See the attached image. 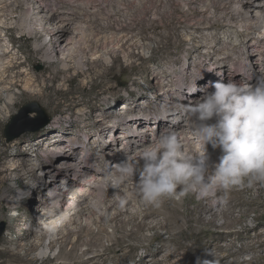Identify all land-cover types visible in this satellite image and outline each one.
<instances>
[{
    "label": "rangeland",
    "instance_id": "rangeland-1",
    "mask_svg": "<svg viewBox=\"0 0 264 264\" xmlns=\"http://www.w3.org/2000/svg\"><path fill=\"white\" fill-rule=\"evenodd\" d=\"M55 1H60L67 5V8L77 12L75 3L80 0ZM176 1L178 4L181 3L175 13L178 21L176 20L177 22L175 21L169 26L168 31L164 30V34L167 36L166 43L168 42L169 46L167 45L164 52H160L161 54L154 51L157 44L152 24L148 21L144 25H139L138 22L132 21L133 15L136 13V6L119 7L117 9L121 12L118 13L115 4L109 0L106 6L102 5L98 10L93 9L94 4H91L89 10L86 8L82 12L80 10L78 16L82 15L84 24L87 23L90 32L96 30L101 37L108 34L110 37L118 36L119 38L127 36V39L120 42L118 46H124L121 48L124 52L120 55L122 58L112 59L109 63H105L104 59L95 62L93 58L92 36L91 41L87 43L88 49L76 50L72 54V58L69 57V61L72 60V63L68 71H63L62 64L65 60L57 57V51L62 53L59 47L61 43L54 42L57 41L54 36L65 37V34L59 33L57 28L53 27L52 32L47 33L32 24L35 32L33 35H23L15 27L7 26V28L0 29L1 43L9 46L13 51L11 56H15L18 61L17 67L12 73L13 77L8 84L0 85V222L7 224L6 232L0 240V251H5L3 256L0 255V264H264V182H254L252 187H234L226 193L217 190L213 196L206 198H198L196 194H188L179 199L170 198L176 203L181 215L172 216V219L168 218L170 225L167 226L163 215L165 209L161 208L162 214L145 219L144 222L148 225L142 230H138L133 224L125 225V222L129 221L131 213L139 214L142 217L148 208L143 206L144 203L133 186L130 187V190L138 194L139 197L136 199L137 201L135 200L138 205L134 208L131 207L129 213L125 212L126 205L122 203L110 212L107 211V205L111 204V201L121 202L124 198L123 191L117 188L113 191L114 194L110 198V202L101 207V213L92 215L86 210L85 216H76L72 222L67 220L66 223L60 224L56 238L52 237V234H46V225L39 216V212L42 211V208H39L43 204L45 194L43 188L37 187L38 185L40 187L42 175L45 174L41 172V169L48 167L46 164L54 158L50 153L49 144L64 138V141L60 142L64 147L62 151L74 153V156H69L72 157L71 162L76 167L68 172L70 176L65 177L67 173L60 176V181L66 182L64 178H67L68 181L71 175L76 178L80 172L81 167L78 164L82 160L80 156L82 158L87 156L92 162L95 157L93 154L97 155L101 149L107 146L109 150L114 149L115 152L123 151L126 148L127 142L122 137L126 135L127 126L124 128L118 117L139 118L143 121L142 127L145 128V133L147 132L150 136L159 134V125H155L154 114L163 111L167 106L168 100L171 99H168V96H163V93L172 89L177 81V78H174L168 85L166 84L167 86L163 87L165 78L157 77L159 72L165 71L167 74H171L176 70L180 74L182 69L186 70L190 65L191 68L188 70L195 78L188 80L187 83L193 85V89L200 94H203L200 89L206 88L205 85L221 80L225 82V79H222L223 72L213 75L206 72L203 78L198 79L199 72L215 68L213 65L216 58L214 57L213 60H209L198 68L193 62L198 61V54L190 52V49L191 46L198 44L202 46L201 53L205 54L210 47L206 44L207 40L205 39L212 38L217 33L224 31L215 28L206 31L204 25L195 26L196 21H200L201 24L214 23L217 18L221 17L225 22L228 18L227 14L230 17L233 12L231 10L224 13L215 11L205 6V3L195 0ZM226 3L229 1L227 0ZM262 4L264 6V0ZM202 9L209 11L202 15L200 12L203 11ZM161 10L163 8L160 9V12ZM196 11L198 13L194 14ZM151 19H155L153 13L149 15V20ZM73 20H77L76 15L73 16ZM246 20V18H240L230 28H226L228 30L226 34L222 33V38L225 37L224 40H226L225 43L232 40H228V37H232L233 32H243L244 28L241 27L248 24ZM166 23H170L168 19H166ZM169 34L170 36H168ZM50 35L54 39L51 43L47 42L46 48L55 53L56 58L54 63H43V51L36 52L35 45L43 43L44 40L48 41L51 39ZM252 35L250 38H234V43L243 46L244 49L242 50L244 57L238 55L235 56L236 59L241 58L242 61H246L248 49L244 45L248 41L255 43ZM260 45L264 54V43H260ZM222 48L224 49L223 53L228 51L225 45H222ZM254 48L251 46L249 51L252 52ZM245 54H247L246 57ZM263 57L256 55L253 61L254 66L257 67L255 64ZM80 58L84 59L86 67L78 75L80 71L76 69L74 62ZM23 70H29L35 77L36 81L29 87L25 85ZM102 73H108V78L103 79ZM211 76L212 78H210ZM47 84L53 89L45 90ZM199 85L201 86L199 87ZM8 94H11L14 99V103L9 105L10 109L6 108L9 104ZM180 100L183 98L172 100L175 108ZM184 101L187 99L184 98ZM32 103L41 106L49 123L36 132L26 133L16 139L18 145H13L14 141L7 142L5 138L7 126L24 107ZM152 112L153 115H151ZM108 114L113 115L109 119V121L112 120L110 125L118 127L114 134L110 131L105 134L100 133L104 127L105 115ZM37 116V113H30L27 116V121H34ZM33 121L29 123L32 124ZM18 128L16 129L18 130ZM52 136L53 138L50 139L49 137ZM115 136L117 142L110 146L109 143L115 139ZM40 140L44 143L36 148L35 144ZM185 145L188 147L190 144L184 143ZM192 145L189 146L191 149L185 147L189 153L195 155L202 151L201 144L196 145L195 149ZM59 154L61 153L58 152ZM58 155L55 156L58 157ZM207 155L211 165L218 162L220 151L219 149L214 150L208 145ZM20 156L23 160L12 167L14 159ZM27 158H33L32 162L38 164L35 172L27 167L28 164H25ZM93 160L95 162V159ZM116 164L118 163L112 161L108 166L106 163H102L100 166L103 170L106 167L109 170ZM48 165L50 164L48 163ZM124 191L126 192V190ZM222 200H226V204H222ZM69 203L64 205L63 211L71 209ZM55 205L49 202L47 210L42 214L53 211ZM132 205L134 206V204ZM118 209L125 212L120 220L109 223L101 220V217L108 218L111 214L117 213ZM189 211L192 212L190 218ZM86 217L89 221L86 220ZM16 218H19V221ZM133 230L135 232L131 236L130 233ZM53 239L56 241L52 243ZM39 248L49 250L46 257H38L41 251ZM206 250L210 256L207 259L202 256ZM94 258L95 261H93Z\"/></svg>",
    "mask_w": 264,
    "mask_h": 264
},
{
    "label": "bare ground",
    "instance_id": "bare-ground-1",
    "mask_svg": "<svg viewBox=\"0 0 264 264\" xmlns=\"http://www.w3.org/2000/svg\"><path fill=\"white\" fill-rule=\"evenodd\" d=\"M195 1L203 2L205 3V6L209 7V9H214L215 11L224 13V12H227L228 10H231L233 12L230 15V17L227 14L228 18L225 22L222 21L221 17L219 19L217 18L216 22L214 23L205 22L201 24L200 21L199 22L196 21L195 26L204 25L205 26L204 29L206 28V31L212 30L214 28L219 31L224 30L223 32L217 33L212 38L205 39L207 40L206 44L210 46L209 51L205 52V54L201 53L200 51L202 49L201 45L195 44L191 46L190 52H194L198 54L197 56L198 61H193L195 62L194 65H196V67L198 68L199 66L205 65V63H207L209 60L210 61L213 60L214 57L216 58V61L213 65V67L215 68H213V70L212 68H210V69H207L206 71L199 72L198 78L201 76V74L203 78L206 72L211 73V75H213L214 73L223 72L224 75L222 79H225V82H227L228 80H235L236 82L241 83V84H245V83L254 84L258 76L264 75V57H263L264 54L262 51V47L260 45V43L261 44L264 43V6H262L263 0L262 1L261 0H228L229 3H226L227 0H195ZM107 2H109V0H105V1L87 0V2H85V0H80L75 3L77 7V12H76V10H73V9L71 10V8H67V5H64L60 1H55V0H50L49 2L46 0H0V29L7 28V26L11 28L15 27L23 35H26V34L33 35L35 32L32 27V24H35L39 28H42V30L44 32L47 31V33L52 32L53 27L57 28V30L60 31L59 33L62 32L65 34V37H61V38H58L57 35L56 37L54 36V38L57 39V41H54V42L61 43V44L59 43L60 44L59 47L62 53H58L57 51V57L59 56L61 57L62 60H65V62L63 61V64H62L63 71H68L71 68L72 60L69 61L70 59L69 57H71L72 54L76 52V50L81 51L82 49L89 48V45H87V43L91 41L92 36H93V41L91 44V50L93 51L92 54H93V58L95 62H98L99 60L104 59L105 63H109L110 60L112 59H117V60L120 59L121 57L120 55H122L121 53L123 52L121 48H123L124 46L122 47H118V46L120 42H123L125 39H127V36H123L119 38L118 36L110 37L108 34H105L103 37H101L100 33H98V31L96 30H94L93 32H90V29L88 28L87 23H86L87 26L84 24L82 15L78 16L80 10L81 12L85 8L89 10L91 4H94L93 9L98 10L100 6L102 5L106 6ZM112 2L116 6V7L114 6L116 8V11H119L118 13L121 12L120 10H118L119 7L136 6V13L135 15H133L132 21L138 22L139 25H144L145 22L149 21L152 24L154 28V32H155V42L157 44V47L154 48L155 49L154 51L157 53L164 52V50L167 48V45H168V42L166 43L167 36L164 34V30L168 31L169 26L174 24L176 20L178 21V18L175 16V13L178 11L179 4L181 3L178 4L176 0H112ZM114 7H113V10H115ZM161 8H163V10H161L160 12ZM202 10L203 11H200L202 15H205L204 13L207 14L209 11L205 9H202ZM190 11L192 10L190 9ZM152 13L155 19L149 20V15ZM195 13H198V11L194 12V14ZM16 14H18V16H15ZM186 14L189 15L188 13ZM250 14H251V17H250ZM74 15L77 16L76 21L73 20ZM99 16H100V13H99ZM240 18H246L247 19L246 22L248 21V24H246V26L244 27L243 26L241 27V28H244V30L242 29L243 32H236V33L233 32L231 34L232 37H228V40L229 39L230 40L232 39V40L230 42L227 41L229 43H225L224 41L226 40H224L225 37L222 38V33L226 34V32L228 31L226 28H230L231 25L235 24L236 21ZM166 19H168L170 23H166ZM238 24L240 25V23ZM251 35L254 37L255 43H250L249 41L245 43L244 47L248 49V52H247L248 56L247 54H245V57L247 56L246 61H242L241 58L236 59L235 56L244 55V52L242 51L244 49H243V46H239L237 43H236L237 45L234 43V38H237V39L238 38L241 39L243 37L250 38ZM168 36H170V34ZM54 38L51 37V41H53ZM47 42H48L47 40H44L43 43L36 44L35 51L36 52L43 51V56H42L43 63H47V62L54 63L56 54L51 52L50 49L46 48ZM183 42H186V40H183ZM207 45H204V46H207ZM222 45H225V48H228V51H226L225 53H223L224 46L222 48ZM111 46H117L118 48L117 47L112 48ZM251 46H254L256 48V51L254 48V50L250 52L249 48ZM206 48L208 49V47ZM12 52L13 51L9 48V46L7 47L6 45H3L0 40V85L8 84L9 80H11V78L13 77V74H12L13 70H15L17 67L18 61L15 56H11L13 55ZM256 55L261 56V58L263 57L262 60H260L259 62H257V64H255L257 65V67L254 66V63H253ZM74 64L76 65V69L80 71V73L78 74L80 75L86 67L84 59L80 58L79 60L74 62ZM190 68L191 66L189 65L188 69ZM188 69L186 70L182 69V72H180V74L176 70L174 72L172 71L171 74H167V72L165 71H161V73L159 72V75H157V77L161 76V78H165V84H163V87L166 84L168 85L174 78H177L176 79L177 81H175L176 83L173 85L172 89L168 88L169 90L167 91L165 89L166 92L163 93V96H168L167 98L171 100H168L169 103L163 109V111H160L154 114V120H156L155 125H159L158 127L159 132L164 128H171L177 131L179 137L182 139L184 143L186 144L188 143L190 145L193 144L192 146L194 148L196 145H200V144L196 141L194 137L192 124L190 120L187 118V116L185 115L183 108L186 103L188 104V103L195 101L202 94L196 92L193 89V85H190L187 83L188 80L195 78L193 74L192 75L190 74L189 72L190 70ZM23 73L25 76L24 77L25 85L29 87L30 85L34 84L36 80H35V77L32 75V73H30L29 70H23ZM101 75L103 79L108 78V73H102ZM210 78H212V76ZM200 86L201 85H199V87ZM205 87L208 91L213 90L211 87V84L207 86L205 85ZM6 88L8 89V87ZM52 89L53 88L49 84H47L45 87V90L47 91L52 90ZM186 95H188L189 98ZM181 97L183 98V100H180L178 106L175 108L174 106L175 104L172 103V100L181 98ZM184 98L187 99V101H184ZM7 101L9 104L6 106V108L10 109L9 105L14 103V99L11 94L7 95ZM151 115H153V112L151 113ZM112 116L113 115H110V114L105 115L104 127L100 133L105 134V132L110 131L112 134H114L116 132L118 127L113 124L110 125L112 120L109 121V119L112 118ZM118 118L123 127L127 126L126 135L122 137L123 140L127 142L126 148L123 151L121 150V151L115 152L114 149L109 150L107 146L101 149V151L97 155L95 153L93 154L95 156L93 158L95 159V162L93 159H92V162H90L87 156L83 158L81 157L80 159L82 160L80 163H78L79 166L81 167L79 169L80 172H78L76 178H73L72 175H71V178L68 179V181L66 180L67 178H64L66 182H61L60 176L66 173H67V176L65 177L70 176L68 172L71 169H74L76 167V165H74V163L71 162L72 160L71 156H74V153H70V152L64 153L62 151L64 147L62 143L60 144V142L64 141V138H61L60 140H56L55 143L53 144H49L50 153H52L54 158L48 161V163L50 164V165H48V163L46 164L48 167H44L41 169L42 170L41 172L45 174L42 175L43 177L41 178L42 179L41 185L40 187H38L41 189L43 188L44 193H45L43 196V204H41L39 208V209L42 208V211L39 212L40 213L39 216L41 220L44 221V224L46 225L45 227L46 234L48 235L52 234V237L54 236V238H56L55 237L56 232L59 230L60 224H64V222L66 223L67 220L72 222L76 218V216L77 217L85 216L86 210H88L89 213L92 215L101 213L102 212L101 207L106 206L107 202H110L109 200L113 196L114 194L113 191L115 189L112 188L111 183L106 179L109 176V174L113 171L114 167L112 166L109 170H108V167H106L103 170L100 164L106 163L108 166L110 162L112 161L120 163L122 160H124L125 153L131 152L135 150L138 146L148 143L150 139L154 137V136H150V134H148L147 132L146 133L144 132L145 128L142 127L143 121L140 120L139 118H134L130 116L129 117L127 116L126 118L120 116ZM49 138L51 139L53 138V136ZM112 140H110L112 141L109 143L110 146L114 145L117 142L116 136H115V139H112ZM17 143L18 141H14L13 145H18ZM43 143L44 142L42 140L38 141L37 144H35L36 148H38L39 146H42ZM189 149L191 148L189 147ZM58 152H60L61 154L58 155ZM56 154L58 155V157L55 156ZM89 154H92V153L89 152ZM80 159L78 157V160ZM21 160H23L22 156L15 158L12 167L17 165ZM32 161H34L33 158H27V160H25V164H28L27 167L28 168L30 167L31 169L34 170L33 172H35L38 167L37 166L38 164ZM135 180H138V176L134 177V179L132 180H128L126 183H124L123 185L119 187V189L123 191L124 198L122 201H123V204L126 205V209H127L125 211L126 213H129V211L131 210V207L134 208L138 205V203L136 202L137 201L136 199L139 197L138 194L130 190V187L132 186L135 187ZM124 190H126V192ZM166 199L164 198L158 207L144 204L143 206L148 207L146 210V213H144L142 217L139 214L131 213V217L129 221L126 220L127 222H125V225L127 226V225L133 224L135 227L138 228V230H142L148 225L147 223L144 222L145 219L152 218V217L158 216L159 214H162V211L160 210L161 208H163V210L165 209L164 210L165 213L163 212V215L165 216L164 218L166 220L165 224L167 226L170 225L168 222L169 221L168 218L172 219L171 218L172 216L181 215V213L179 209L177 208L176 203L173 200H171L170 198L169 200H166ZM49 202L51 204H56L54 206L53 211L42 214V212L47 210V204ZM67 203L70 204L71 209L63 211L64 205ZM132 204H134V206ZM120 205H121V202L117 200L111 201V204L107 205V211L110 212L114 207L117 208ZM165 206L166 208H164ZM160 211L161 213H159ZM74 212L76 213L74 214ZM116 212L117 213H114L113 215L111 214L108 218L101 217V220H103V222L109 223V222L120 220L121 217L125 214L124 211H121L119 209ZM191 214L192 212L189 211L188 213L189 218ZM173 218H176V217H173ZM16 220L19 221V218H16ZM86 220L89 221L88 217H86ZM134 232H135L134 230L133 232L131 231L130 235L132 236ZM54 241L56 240L53 239L52 243ZM39 250L41 249L39 248ZM4 252L0 251V255L2 254L4 255L5 254ZM47 252H49V250H41L38 257L40 258L46 257L48 254ZM207 252L208 250L204 252V255L202 254V256L205 259L210 257L209 252L208 253ZM93 261H95V258Z\"/></svg>",
    "mask_w": 264,
    "mask_h": 264
},
{
    "label": "clouds",
    "instance_id": "clouds-1",
    "mask_svg": "<svg viewBox=\"0 0 264 264\" xmlns=\"http://www.w3.org/2000/svg\"><path fill=\"white\" fill-rule=\"evenodd\" d=\"M211 87L200 89L203 94L183 108L202 151L189 153L177 131L164 128L124 154L106 178L112 188L138 176L135 187L142 202L158 207L164 198H206L217 190L264 182V75L254 84L221 80ZM208 145L220 151L211 165Z\"/></svg>",
    "mask_w": 264,
    "mask_h": 264
},
{
    "label": "water",
    "instance_id": "water-1",
    "mask_svg": "<svg viewBox=\"0 0 264 264\" xmlns=\"http://www.w3.org/2000/svg\"><path fill=\"white\" fill-rule=\"evenodd\" d=\"M30 113H37V118L33 120H28L27 116ZM33 121L32 124L29 122ZM49 123V119L45 111L37 103H32L24 107L18 116H15L11 123L7 126L5 130V138L7 142H13L20 138L26 133H33L38 131L40 128L46 126ZM17 127L18 130L16 129ZM7 224L5 222H0V240L6 232Z\"/></svg>",
    "mask_w": 264,
    "mask_h": 264
},
{
    "label": "built area",
    "instance_id": "built-area-1",
    "mask_svg": "<svg viewBox=\"0 0 264 264\" xmlns=\"http://www.w3.org/2000/svg\"><path fill=\"white\" fill-rule=\"evenodd\" d=\"M48 43H51V39H48Z\"/></svg>",
    "mask_w": 264,
    "mask_h": 264
}]
</instances>
